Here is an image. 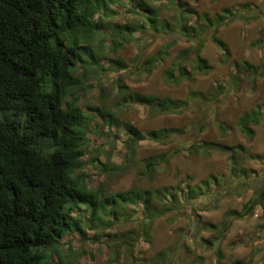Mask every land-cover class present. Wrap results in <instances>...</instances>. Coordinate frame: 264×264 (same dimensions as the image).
I'll return each mask as SVG.
<instances>
[{
	"label": "trees",
	"instance_id": "1",
	"mask_svg": "<svg viewBox=\"0 0 264 264\" xmlns=\"http://www.w3.org/2000/svg\"><path fill=\"white\" fill-rule=\"evenodd\" d=\"M154 1L0 0V264H80L59 251L64 240L84 242L118 236L109 230L117 226L120 217H129L128 206L132 203L142 206L140 214L147 220L143 233L149 237L154 218L186 206L209 192L211 185L220 186L224 176L212 175L198 184L188 182L185 188L140 186L115 192L92 187L83 171L87 162L84 157L90 152L86 148L87 115L80 105V93L94 71L104 68L105 59L126 66L116 54L134 40L136 31L141 43L150 36L169 32L199 41L196 56L191 59L192 69L175 63L165 71L169 83H179L213 69L201 54L203 37L208 33L225 57L230 55L228 43L218 36V28L235 18L231 9L211 16L179 1L178 12L170 20L160 15ZM113 6H124L141 20L102 21L100 13L113 17ZM167 45L170 44L160 49L161 57L167 53ZM157 60V56L150 58L146 68L150 70ZM236 70L244 75L256 73L258 77L264 73L262 64L255 66L248 61L237 63ZM115 85L119 105L139 103L158 113L180 112L189 106L190 98L198 97L197 91L182 99L128 92L120 81ZM89 108L104 121L115 119L103 104ZM262 113L261 108L245 111L237 123L240 130L253 137L252 124H259ZM178 131L182 129L162 127L150 130L149 136L161 142ZM128 136V148L133 154L140 131L129 125ZM206 148L227 151L230 146L208 141ZM230 159V174L237 178L246 176L247 170L241 167L238 155L233 153ZM163 160V155L148 158L142 174L152 176ZM99 163L108 174L122 169L119 164ZM257 205L264 215V186L242 210L226 212L225 221L220 224L221 233L229 225L230 215L244 217L253 213ZM204 226L217 227L214 223ZM89 231L94 232L93 236H89ZM207 242L211 243V239ZM47 251L52 255H47Z\"/></svg>",
	"mask_w": 264,
	"mask_h": 264
},
{
	"label": "rangeland",
	"instance_id": "2",
	"mask_svg": "<svg viewBox=\"0 0 264 264\" xmlns=\"http://www.w3.org/2000/svg\"><path fill=\"white\" fill-rule=\"evenodd\" d=\"M179 1L188 2L211 16L226 8L232 10L235 18L218 28V36L228 43L230 55L226 58L208 33L203 37L201 54L213 69L196 73L179 83H169L165 79L166 69L174 67L175 63L192 69L191 59L196 56L199 41L169 32L159 37L150 36L141 43L138 41L140 33L136 31L134 40L116 54L126 66L111 64L105 59L104 68L94 71L80 93V105L87 115L85 126L89 141L86 148L90 152L84 157L87 162L83 171L92 187L101 186L115 192L140 186L174 189L180 185L185 188L188 182L198 184L211 179L212 175L224 178H220V186L211 185L209 192L186 206L154 218L149 237L143 233L147 220L140 214L142 206L132 203L128 206L129 217H120L117 226L109 230L118 236L84 242L64 240L59 251L76 263L264 264V215L260 205L255 208L259 211L257 216L255 210L244 217L230 215L229 225L222 233L220 226L228 210H242L264 186V73L258 77L256 73L244 75L236 70V64L245 61L264 67V0H155L153 6L160 8L161 16L172 20L178 12ZM113 8V17L100 13L102 21L141 20L124 6ZM166 44H170L167 53L161 57L160 49ZM155 56L158 57L156 65L148 70L146 61ZM118 81L128 92L187 99L192 91H197L198 97L190 98L189 106L180 112L158 113L139 103L119 105L115 85ZM101 104L115 116L111 122L104 121L89 108V105ZM259 108L263 111L260 122L252 124L255 135L249 137L240 130L238 120L245 111ZM129 125L136 127L141 135L133 154L128 148ZM162 127L182 131L165 141L151 139L149 131ZM208 141L227 144L230 149L206 148ZM233 153L247 170L246 176L237 178L230 174ZM160 155L164 160L157 172L152 176L143 175L145 161ZM99 162L119 164L122 169L108 174ZM207 223L217 227L204 226ZM88 233L93 236L94 232ZM207 239H211V243L207 244ZM46 254L52 255V252Z\"/></svg>",
	"mask_w": 264,
	"mask_h": 264
},
{
	"label": "built area",
	"instance_id": "3",
	"mask_svg": "<svg viewBox=\"0 0 264 264\" xmlns=\"http://www.w3.org/2000/svg\"><path fill=\"white\" fill-rule=\"evenodd\" d=\"M259 214L258 209H255V215L257 216Z\"/></svg>",
	"mask_w": 264,
	"mask_h": 264
}]
</instances>
